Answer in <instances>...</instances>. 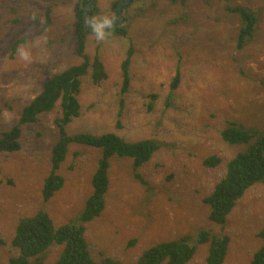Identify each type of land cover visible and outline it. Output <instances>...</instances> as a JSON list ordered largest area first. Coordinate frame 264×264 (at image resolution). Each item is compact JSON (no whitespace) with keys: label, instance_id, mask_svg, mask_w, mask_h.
<instances>
[{"label":"rangeland","instance_id":"374dc122","mask_svg":"<svg viewBox=\"0 0 264 264\" xmlns=\"http://www.w3.org/2000/svg\"><path fill=\"white\" fill-rule=\"evenodd\" d=\"M76 1L0 0V134L18 122L45 80L82 62L74 36ZM95 1V19L117 17L119 0ZM226 4L247 5L259 14L258 28L242 48L236 40L239 17ZM122 17L126 34L113 27L86 35L84 53L89 63L99 59L105 76L95 81L90 65L80 77V114L66 130L152 139L158 148L137 169L130 158L111 156L104 208L85 225L92 257L137 264L149 246L194 237L205 228L229 236L221 264H250L264 222V184L250 186L236 201L224 230L208 220L203 198L242 149L222 140L227 123L264 128V0H131ZM129 47L130 82L122 94L121 63ZM59 111L58 101L21 127L18 150L0 152L2 264L16 253L9 242L19 219L44 210L58 226L76 216L90 194L100 150L71 143L57 170L63 186L43 199ZM212 154L222 159L219 165L204 163ZM207 244H198L186 264H205ZM60 249L50 246L43 264H54Z\"/></svg>","mask_w":264,"mask_h":264},{"label":"trees","instance_id":"16d2710c","mask_svg":"<svg viewBox=\"0 0 264 264\" xmlns=\"http://www.w3.org/2000/svg\"><path fill=\"white\" fill-rule=\"evenodd\" d=\"M84 2L85 0H77L74 7L77 17L74 23V36L78 52L83 58L82 62L68 66L43 82L40 91L21 108L18 122L1 132L0 152L18 150L21 127L37 121L42 114L53 110L59 101L60 114L54 120L58 138L50 151L51 166L41 190L43 199H49L63 186L64 179L57 170L65 159L71 143L88 145L100 150L96 168L91 175V191L76 216L58 226L53 224L49 214L44 210L19 219L9 242L10 246L16 249L15 255L9 258V264H43V254L55 244L61 245V249L54 264H124L110 256H101L96 261L91 255L85 238V225L97 217L104 208L109 185L108 168L111 156L130 158L132 167L137 169L146 163L158 148V143L152 139L127 141L114 132L101 134L67 132V125L80 114L81 106L77 98L80 77L86 74L90 65L94 68L95 81L105 76L99 59L95 57L92 63H89V57L83 50L86 35L95 30H101L83 19ZM95 3V0H91V18L103 22L94 17L97 11ZM225 8L239 17L240 25L236 40L238 48H242L258 28L259 14L247 5L226 4ZM46 15L49 19V11ZM112 31L124 35L126 26L117 25ZM132 53L133 49L129 47L121 63L122 94L129 87ZM177 79L178 73L175 75L174 86ZM220 135L222 140L230 145H242V149L235 152L225 163L223 176L214 184L211 192L203 198V202L208 206V220L224 230L227 216L236 201L250 186L256 183L264 184V128L244 126L239 122L229 121ZM221 161L217 154L204 159V163L209 166H217ZM257 236L260 244L252 253L250 264H264V222L257 231ZM203 242L208 243L205 264H221L227 253L229 236L224 232L215 233L205 228L198 230L194 237L188 234L149 246L141 253L137 264H186L193 257L198 244ZM3 243L4 240L0 239V245ZM0 264H2L1 260Z\"/></svg>","mask_w":264,"mask_h":264},{"label":"water","instance_id":"95a60500","mask_svg":"<svg viewBox=\"0 0 264 264\" xmlns=\"http://www.w3.org/2000/svg\"><path fill=\"white\" fill-rule=\"evenodd\" d=\"M130 1L131 0H121L120 2H118L116 6L117 18L108 20L106 22H99L96 20H92L91 16L89 15L91 0H85L83 10H82V17L85 21L90 22L99 28L108 29L110 27H115L118 23H123L124 18L122 17V7L126 3H129Z\"/></svg>","mask_w":264,"mask_h":264},{"label":"bare ground","instance_id":"6f19581e","mask_svg":"<svg viewBox=\"0 0 264 264\" xmlns=\"http://www.w3.org/2000/svg\"><path fill=\"white\" fill-rule=\"evenodd\" d=\"M126 4H128V3H126ZM126 4H125V5H126ZM123 6H124V5H123ZM122 9H123V7H122ZM116 18H117V17H116ZM123 22H124V21H123ZM119 24H120V23H118L117 25H119ZM110 28H113V27H110ZM110 28H108V29H110Z\"/></svg>","mask_w":264,"mask_h":264},{"label":"flooded vegetation","instance_id":"af4514ba","mask_svg":"<svg viewBox=\"0 0 264 264\" xmlns=\"http://www.w3.org/2000/svg\"><path fill=\"white\" fill-rule=\"evenodd\" d=\"M120 1H121V0H120ZM120 1H119V2H120Z\"/></svg>","mask_w":264,"mask_h":264}]
</instances>
